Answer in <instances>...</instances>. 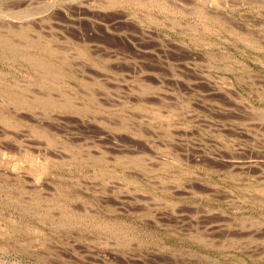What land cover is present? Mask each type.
Returning a JSON list of instances; mask_svg holds the SVG:
<instances>
[{
	"label": "rangeland",
	"instance_id": "1",
	"mask_svg": "<svg viewBox=\"0 0 264 264\" xmlns=\"http://www.w3.org/2000/svg\"><path fill=\"white\" fill-rule=\"evenodd\" d=\"M0 264H264V0H0Z\"/></svg>",
	"mask_w": 264,
	"mask_h": 264
},
{
	"label": "bare ground",
	"instance_id": "2",
	"mask_svg": "<svg viewBox=\"0 0 264 264\" xmlns=\"http://www.w3.org/2000/svg\"><path fill=\"white\" fill-rule=\"evenodd\" d=\"M2 44V43H1ZM7 45V44H6ZM34 45V44H33ZM37 45V44H36ZM8 46V45H7ZM10 46V45H9ZM3 47H4V44H3ZM6 47V46H5ZM35 47H38V45L37 46H35ZM45 47V46H44ZM44 47H42V48H44ZM6 48H8V47H6ZM3 49V48H2ZM13 49V48H12ZM47 49V48H46ZM46 49H43L44 50V52L43 53H45V51H46ZM5 50H7V49H5ZM4 50V51H5ZM9 50V52H11L12 50L11 49H8ZM11 50V51H10ZM16 50V49H15ZM39 50H40V47H39ZM42 50V51H43ZM51 50V49H50ZM37 51V50H36ZM39 52H41V50L39 51ZM13 53H14V51H13ZM47 53V52H46ZM50 53H52V52H50ZM7 54V53H6ZM10 54V53H9ZM40 54V53H39ZM43 55V54H42ZM41 56V55H40ZM39 56V57H40ZM45 56V55H44ZM37 58V57H36ZM50 58V57H49ZM43 59V58H42ZM46 58L44 57V60H45ZM32 60H34V57H33V59ZM36 60V59H35ZM37 60H38V58H37ZM36 60V61H37ZM47 60V59H46ZM33 63H35V61L33 62ZM39 63V62H38ZM44 64V63H43ZM45 64H46V62H45ZM55 64H57V63H55ZM52 65V64H51ZM36 67L38 66V65H35ZM42 66V65H41ZM38 67H40V66H38ZM52 67V66H51ZM60 67V66H59ZM41 68H44V67H40V69ZM53 68V67H52ZM56 68V67H55ZM54 68V69H55ZM62 68V67H61ZM47 69V68H46ZM59 71H60V69H59ZM42 72V71H41ZM48 72H50V71H48ZM52 72V74H51V76H53V71H51ZM64 72V71H63ZM40 73V72H39ZM44 73V72H43ZM41 75H42V73H41ZM43 75H45V76H47V75H49V73L48 74H46V72H45V74H43ZM42 75V76H43ZM65 75V74H64ZM58 76V75H57ZM60 77V76H59ZM49 79V78H48ZM42 80H44V79H42ZM44 81H47V80H44ZM43 81V82H44ZM49 82H51V81H49ZM49 84H51V83H49ZM43 85V84H42ZM45 85H46V83H45ZM52 85V84H51ZM46 99V98H45ZM36 100H38V99H36ZM43 101V100H42ZM38 102H40L39 100H38ZM48 102H50V101H48ZM43 104V103H42ZM52 104V103H51ZM22 105H23V103H22ZM26 105V104H25ZM44 105H45V103H44ZM54 105H55V103H54ZM57 105V104H56ZM48 106V105H47ZM66 106V105H65ZM68 107V106H67ZM69 108V107H68ZM198 238V237H197ZM200 239V238H199Z\"/></svg>",
	"mask_w": 264,
	"mask_h": 264
}]
</instances>
